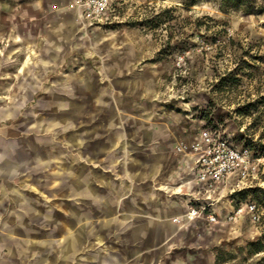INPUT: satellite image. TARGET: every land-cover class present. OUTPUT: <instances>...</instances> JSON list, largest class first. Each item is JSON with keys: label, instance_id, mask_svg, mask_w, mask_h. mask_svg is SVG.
Listing matches in <instances>:
<instances>
[{"label": "rangeland", "instance_id": "1", "mask_svg": "<svg viewBox=\"0 0 264 264\" xmlns=\"http://www.w3.org/2000/svg\"><path fill=\"white\" fill-rule=\"evenodd\" d=\"M30 2L0 0V264L26 241L27 194L57 207L72 192L76 139L97 129L109 102L130 116L152 112L179 136L222 128L257 159L254 187L217 202L218 222L174 235L162 264H264L254 245H264V8L112 0L107 17L84 23L73 1Z\"/></svg>", "mask_w": 264, "mask_h": 264}, {"label": "crops", "instance_id": "2", "mask_svg": "<svg viewBox=\"0 0 264 264\" xmlns=\"http://www.w3.org/2000/svg\"><path fill=\"white\" fill-rule=\"evenodd\" d=\"M72 1L30 3L66 8ZM107 106L97 129L76 139L72 192L59 195L57 207L51 195L27 194L26 241L11 243V264H162L174 235L208 222L183 218L190 206L206 202V193L192 174V157L176 153L179 141L194 140L203 126L179 136L152 112L130 116Z\"/></svg>", "mask_w": 264, "mask_h": 264}, {"label": "built area", "instance_id": "3", "mask_svg": "<svg viewBox=\"0 0 264 264\" xmlns=\"http://www.w3.org/2000/svg\"><path fill=\"white\" fill-rule=\"evenodd\" d=\"M78 20L99 22L107 17L113 5L112 0H73ZM179 155L191 156V171L206 193V202L190 206L183 214L187 221L205 218L209 223L219 220L215 204L234 192L254 187V175L258 170L257 159L248 146L239 147L219 127L205 126L192 141H182L176 147ZM228 194V195H227ZM247 211L257 219L254 204H247ZM243 206L233 210L239 215ZM232 218V216H231ZM173 221L180 222V217Z\"/></svg>", "mask_w": 264, "mask_h": 264}, {"label": "trees", "instance_id": "4", "mask_svg": "<svg viewBox=\"0 0 264 264\" xmlns=\"http://www.w3.org/2000/svg\"><path fill=\"white\" fill-rule=\"evenodd\" d=\"M197 0H188L189 4L193 5ZM225 8L245 7L248 11L257 10V8H264V0H222ZM255 245L256 251L261 252L264 250V245L258 242Z\"/></svg>", "mask_w": 264, "mask_h": 264}]
</instances>
